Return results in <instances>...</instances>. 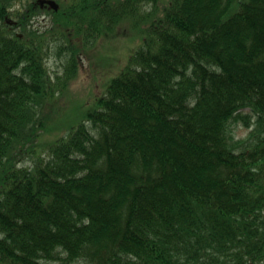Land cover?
Returning <instances> with one entry per match:
<instances>
[{"label": "trees", "instance_id": "1", "mask_svg": "<svg viewBox=\"0 0 264 264\" xmlns=\"http://www.w3.org/2000/svg\"><path fill=\"white\" fill-rule=\"evenodd\" d=\"M57 2L0 0V264H264V0ZM125 19L141 45L36 152L46 99Z\"/></svg>", "mask_w": 264, "mask_h": 264}, {"label": "rangeland", "instance_id": "2", "mask_svg": "<svg viewBox=\"0 0 264 264\" xmlns=\"http://www.w3.org/2000/svg\"><path fill=\"white\" fill-rule=\"evenodd\" d=\"M34 21L37 26L51 23L49 15L39 16ZM140 41L141 37L137 30L132 27V22L125 19L112 33L104 35L95 43L94 47L85 49L84 54L79 57L80 67H78L76 77L72 78L62 91L46 99L42 111L39 110L40 113L48 116V121L46 120L48 129L41 134L38 140H35L37 142L34 147L36 152L42 153L45 144L53 143L56 139L64 136L89 111L98 108L99 98L105 94L112 78L117 76L127 64L130 52L141 45ZM64 57L62 55L59 59L52 53L48 58L47 65L53 75L55 72L62 76L63 67L61 65ZM241 123L239 122L234 127L235 138H244L248 133V129ZM31 159L29 156L20 161L19 164L30 165L32 164Z\"/></svg>", "mask_w": 264, "mask_h": 264}, {"label": "water", "instance_id": "3", "mask_svg": "<svg viewBox=\"0 0 264 264\" xmlns=\"http://www.w3.org/2000/svg\"><path fill=\"white\" fill-rule=\"evenodd\" d=\"M46 1L48 5H50L53 9H57L58 8V4L53 1V0H41V2Z\"/></svg>", "mask_w": 264, "mask_h": 264}, {"label": "bare ground", "instance_id": "4", "mask_svg": "<svg viewBox=\"0 0 264 264\" xmlns=\"http://www.w3.org/2000/svg\"><path fill=\"white\" fill-rule=\"evenodd\" d=\"M35 1H36L37 5L42 3L41 0H35ZM44 5L46 6V7H45L46 9H48V10H53V8H52L50 5H48L46 1H45V4H44ZM46 9H45V10H46ZM48 10H47V11H48Z\"/></svg>", "mask_w": 264, "mask_h": 264}]
</instances>
